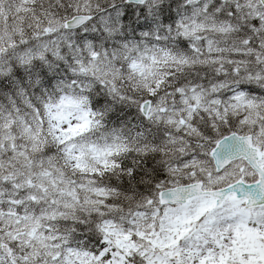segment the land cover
Returning <instances> with one entry per match:
<instances>
[{"label":"snow or ice","instance_id":"1","mask_svg":"<svg viewBox=\"0 0 264 264\" xmlns=\"http://www.w3.org/2000/svg\"><path fill=\"white\" fill-rule=\"evenodd\" d=\"M0 264H264V0H0Z\"/></svg>","mask_w":264,"mask_h":264}]
</instances>
